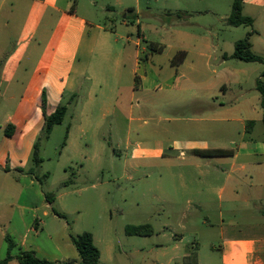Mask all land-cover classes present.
Masks as SVG:
<instances>
[{"label":"rangeland","instance_id":"obj_1","mask_svg":"<svg viewBox=\"0 0 264 264\" xmlns=\"http://www.w3.org/2000/svg\"><path fill=\"white\" fill-rule=\"evenodd\" d=\"M69 1L79 3V13L108 32L103 31L96 42L88 77L69 105L64 122L54 127L49 138L40 141L43 163L36 171L38 188L53 195V209L65 218H46L40 212L38 230L43 229V233L38 244L53 251L46 239H54L59 248L50 254L51 262L79 260L70 237L90 232L104 264H222L223 229L241 233V180L229 193L223 192L221 175H208L213 159L196 154L188 146L212 147L219 141L220 146L238 153L241 122H211L208 89L183 81L175 87L178 89L169 90L172 81L166 82V77L174 73L169 70L174 69L176 49L182 45L194 49L196 45L185 33L211 38L217 48L207 53L215 57L233 51L235 43L254 29L264 33V23L248 9L243 14L256 19L254 28L232 27L221 20L222 15H231L233 0H215L219 8L215 14L204 10L194 13L195 8L176 0ZM66 2L61 0V5ZM109 5L114 10L106 9ZM130 7L139 10L138 16L129 11ZM53 22L55 45L62 26L57 18ZM140 24L143 36L139 35ZM9 35L11 46L17 40L16 29ZM151 43L166 51L153 53ZM256 49L264 53L258 45ZM136 56L142 61L140 75L149 65L161 76L151 90L136 88ZM213 63L217 67L218 62ZM226 68L246 70L249 77L242 90L231 85L228 97L219 100L228 105L242 102L255 106L260 98L256 80L264 72V64L233 59ZM12 105L0 97V126L6 115L16 110ZM258 128L257 137L264 145V125ZM5 140L0 129V167L4 165L1 159L7 147ZM160 147L166 150L161 155L157 153ZM169 147L176 150L170 151ZM228 160L224 165L228 169L241 164V159L235 164L232 158ZM16 183L12 175L0 172V201L4 202L0 206V228L4 231H0V259L8 253L5 234L18 243L13 237L17 218L8 228L3 227L10 215L19 213L16 205L12 206L19 196ZM147 224L154 230L151 236H132L127 231L131 226ZM19 225L25 229V220L21 219ZM29 236L32 241L33 234Z\"/></svg>","mask_w":264,"mask_h":264},{"label":"crops","instance_id":"obj_2","mask_svg":"<svg viewBox=\"0 0 264 264\" xmlns=\"http://www.w3.org/2000/svg\"><path fill=\"white\" fill-rule=\"evenodd\" d=\"M176 1L185 3L187 8H195L194 13H201L204 10L215 14L219 10L215 0ZM8 3L9 0H0V16L5 13L0 23V97L4 103L13 104L16 110L8 113L4 125L0 126L4 135L9 124L15 127L11 136L5 135L8 141L5 140L7 147L1 159L4 165H1L0 172L12 175L20 188L14 187L19 196L17 202L12 205H16L19 213L17 215V212H14L10 215L9 220L3 223V227L11 226L16 218L19 224L20 220L24 219L26 228L18 224L14 230L13 237L15 236L18 241L15 243L14 251L17 252L14 255H17L19 249L34 251L38 257L49 261L50 254L59 247L52 237L46 240L52 244L53 251H46L38 244L43 233V229L38 230L39 213L42 212L46 218L56 215L52 212V205L46 200V193L38 188L37 180L26 173L17 172V169L27 168L34 144L43 130L45 124L43 96L47 101L48 115L53 114L61 104L68 103L69 110V105L79 96V91L88 77L91 55L95 51L96 42L101 38L103 31H108L106 27L95 23L88 16L81 15L77 2L73 4L72 1L67 0L65 6L61 5V0H12L10 4ZM93 4L95 5L96 2ZM106 9L112 11L114 7L109 5ZM247 9L250 14H257L262 24L264 23V0H245L243 11ZM129 11L136 16L139 14L136 7H130ZM54 18H57L59 25L62 26L55 45L52 38ZM228 18L229 15L220 17L223 21ZM253 19L252 28L257 25L256 19ZM124 24H128V21L125 20ZM12 29H16L17 40L9 46L7 38ZM252 32L253 35L250 37L252 51L264 58V53L256 49V45L264 49V33L255 29ZM139 35L143 36L142 24ZM185 36L191 41L194 40L196 45L194 49L184 45L176 49L174 56L180 51H185L187 56L181 65H174V69L169 70L174 72L166 77V82L172 81L169 90L178 89L175 87L183 81L192 82L196 87L205 86L208 89L209 99H212L207 104L209 120L216 123L239 121L243 129L241 150L238 153L232 151L231 156L211 157L216 163L210 162L211 171L208 174L221 175L224 184L222 190L228 193L230 188L236 183L239 184L241 180V233L223 229L221 262L222 264H264V145H260L256 134L264 118L261 96L255 106L242 102L241 105H228L220 101V98L228 97L231 85H238L242 90L249 77L246 70L231 71L226 68V64L233 60L231 56L235 45L233 51L213 57L211 53H207L210 48H217L211 44V38L189 33H185ZM253 37L255 39L252 41ZM164 51H166L165 47L159 53ZM189 59L192 60L188 66ZM146 61H150L149 55H146ZM141 62V58L137 57L133 70L136 88L141 91L151 90L155 80L158 83V78L161 76L149 65L145 66L140 75L138 69ZM213 62H218L217 67ZM187 73L191 77H188ZM260 78L261 76L258 77ZM250 122H253V125H249ZM262 141L264 142V139ZM219 144L222 143L216 141L212 147L208 144H190L188 149L194 152L227 150ZM169 150L175 151L176 147H169ZM165 151L164 147H160L157 153L161 155ZM228 158L233 159V164L241 159V164L237 168L232 165L231 169H228L224 167L228 164ZM6 168L10 171H6ZM1 187L3 184H0ZM3 204L4 202L0 201V206ZM246 219H252L257 223L246 222ZM0 231L4 232L2 228ZM30 234H33L32 241H29ZM6 236L5 234L4 237ZM70 242L72 243V240ZM178 247L176 245L174 248ZM75 251V254L78 253L76 248ZM56 263L67 264L66 261H56ZM10 264L17 263L13 261Z\"/></svg>","mask_w":264,"mask_h":264},{"label":"trees","instance_id":"obj_3","mask_svg":"<svg viewBox=\"0 0 264 264\" xmlns=\"http://www.w3.org/2000/svg\"><path fill=\"white\" fill-rule=\"evenodd\" d=\"M244 2L245 0H233L232 12L229 18L227 19V23L230 26L253 27L254 19L243 14ZM252 35L253 32L249 33L246 38L239 40L235 43V50L231 58L241 60L247 63L264 64V58L260 55L255 54L252 51V43L250 39ZM149 48L153 53H159L163 51V46L155 43H151ZM186 56L187 53L185 51L178 52L173 60V64L181 65L186 59ZM256 89L260 93L261 107L264 111V72L262 73L261 78L258 79L256 83ZM46 106L47 101L45 96H43L42 108L45 115V124L43 130L34 144L29 165L27 166V168L17 169V172L26 173L38 181H40V178L38 177L36 171L38 170V168H40L41 164L43 163V159L39 157L40 141L42 139L49 138L54 127L57 125H61L64 122L65 116L68 111L67 105L61 104L53 114L48 115L46 111ZM249 125H253V122H250ZM14 129L15 127L12 124H9L5 130V135L11 136ZM195 153L207 157L231 156L233 154V152L230 150H196ZM6 171H10L9 168H6ZM45 177H47V175H45ZM70 182L72 181L70 180ZM45 197L47 202L53 205L55 200L53 195L46 193ZM53 212L56 216L60 218H65L62 214L58 213L54 209ZM127 231L129 235L132 236H151L154 230L151 225L147 224L140 226H131L127 229ZM5 239L8 246V253L5 258L0 259V264H10L13 261L18 262L19 264H56L55 262H51L38 257L34 251L19 249L17 255H14L13 251L16 248L15 242L9 235H7ZM71 240L79 254V260H71L67 262V264H104L101 261V251L95 245L94 236L92 233L85 232L76 236L71 235Z\"/></svg>","mask_w":264,"mask_h":264}]
</instances>
